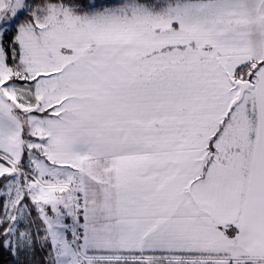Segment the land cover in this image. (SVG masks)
<instances>
[{
	"label": "snow or ice",
	"instance_id": "snow-or-ice-1",
	"mask_svg": "<svg viewBox=\"0 0 264 264\" xmlns=\"http://www.w3.org/2000/svg\"><path fill=\"white\" fill-rule=\"evenodd\" d=\"M0 264H264V0H0Z\"/></svg>",
	"mask_w": 264,
	"mask_h": 264
},
{
	"label": "trees",
	"instance_id": "trees-1",
	"mask_svg": "<svg viewBox=\"0 0 264 264\" xmlns=\"http://www.w3.org/2000/svg\"><path fill=\"white\" fill-rule=\"evenodd\" d=\"M5 260L7 259V257L4 258Z\"/></svg>",
	"mask_w": 264,
	"mask_h": 264
}]
</instances>
